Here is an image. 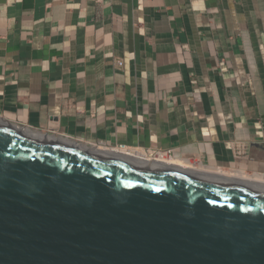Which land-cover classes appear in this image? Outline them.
<instances>
[{"label": "crops", "instance_id": "0c3cea01", "mask_svg": "<svg viewBox=\"0 0 264 264\" xmlns=\"http://www.w3.org/2000/svg\"><path fill=\"white\" fill-rule=\"evenodd\" d=\"M0 120L264 177V0H0Z\"/></svg>", "mask_w": 264, "mask_h": 264}, {"label": "water", "instance_id": "95a60500", "mask_svg": "<svg viewBox=\"0 0 264 264\" xmlns=\"http://www.w3.org/2000/svg\"><path fill=\"white\" fill-rule=\"evenodd\" d=\"M71 144L0 123V264H264V189Z\"/></svg>", "mask_w": 264, "mask_h": 264}, {"label": "bare ground", "instance_id": "6f19581e", "mask_svg": "<svg viewBox=\"0 0 264 264\" xmlns=\"http://www.w3.org/2000/svg\"><path fill=\"white\" fill-rule=\"evenodd\" d=\"M0 123H5V122L3 120H0ZM71 145H76V144L72 143ZM97 150L107 153L110 156L121 158L127 161H142V162H150V163L153 162V164L163 165L164 167L168 169L179 171V172H199V173H203L205 175L211 176V177L231 179L237 184H244L250 187L264 189L262 188L264 187V177L263 176H252V175L247 176V174L245 173L246 174L245 175L244 172L243 173L237 172L235 174H227L219 170L220 168L218 169L208 168L207 169L205 166H201L200 164H198L199 167H195L193 165L186 164L185 160L179 157H175L174 159H167L164 156H155L153 157L154 158L153 160L148 154L144 153L143 151L133 152V150L106 149V148H99ZM187 161H190V160H187ZM219 180H222V179H219ZM256 186H261V187H256Z\"/></svg>", "mask_w": 264, "mask_h": 264}, {"label": "built area", "instance_id": "2783aa9c", "mask_svg": "<svg viewBox=\"0 0 264 264\" xmlns=\"http://www.w3.org/2000/svg\"><path fill=\"white\" fill-rule=\"evenodd\" d=\"M98 2L100 0H97ZM119 65L121 64V62H117ZM102 144V143H101ZM107 148H110V149H120V150H130L129 147L123 145V144H119V145H116V146H106ZM144 153L148 154L150 157H155V156H164L166 157L167 159H172L174 158L173 154L170 152V151H160V150H153V149H146L144 150Z\"/></svg>", "mask_w": 264, "mask_h": 264}, {"label": "rangeland", "instance_id": "374dc122", "mask_svg": "<svg viewBox=\"0 0 264 264\" xmlns=\"http://www.w3.org/2000/svg\"><path fill=\"white\" fill-rule=\"evenodd\" d=\"M101 148H103V147H101ZM130 150H133V152H138V151H143L144 152V150H142V149H136V148H132V149H130ZM134 150H136V151H134ZM172 159H174V158H172ZM191 162V163H190ZM185 163L186 164H188V165H193V166H195V167H199V165L194 161V160H190V161H187V160H185ZM193 163V164H192ZM201 167V166H200ZM206 167V166H205ZM206 169V168H205ZM208 169V168H207ZM220 170L221 171H223L224 173H227V174H235V173H237V172H235V170L234 169H229V168H220ZM245 174V173H244ZM246 175V174H245ZM248 176V175H247ZM252 176H255V175H252Z\"/></svg>", "mask_w": 264, "mask_h": 264}, {"label": "flooded vegetation", "instance_id": "af4514ba", "mask_svg": "<svg viewBox=\"0 0 264 264\" xmlns=\"http://www.w3.org/2000/svg\"><path fill=\"white\" fill-rule=\"evenodd\" d=\"M153 160H154V158H152ZM153 162H151V163H149V164H139L138 166H140V167H143V168H148V169H163V170H171V169H168V168H166V167H164L163 165H158V166H160V167H158V166H155V165H153L152 164ZM175 171V170H174ZM214 178H217V179H222V180H224V181H230V182H233V183H235L234 181H232L231 179H225V178H218V177H214ZM237 184V183H236ZM256 187H261V186H256ZM262 188H264V187H262Z\"/></svg>", "mask_w": 264, "mask_h": 264}, {"label": "clouds", "instance_id": "9594fccd", "mask_svg": "<svg viewBox=\"0 0 264 264\" xmlns=\"http://www.w3.org/2000/svg\"><path fill=\"white\" fill-rule=\"evenodd\" d=\"M107 145H105V144H95V145H93V146H88V147H94V148H96V149H99V148H101V147H103V148H106V149H110V148H107L106 147ZM109 146V145H108ZM111 146V145H110ZM130 149H132V148H130ZM142 150H144V149H142ZM134 151H136V150H134ZM151 158H153V157H151ZM175 158V157H174ZM196 162V161H195ZM197 164H200V165H203L202 163H200V162H196ZM203 166H206V165H203ZM219 168V167H218ZM248 175V174H247ZM255 175V174H254Z\"/></svg>", "mask_w": 264, "mask_h": 264}]
</instances>
